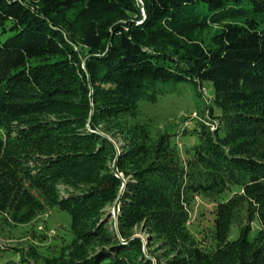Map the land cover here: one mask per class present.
Here are the masks:
<instances>
[{
    "label": "trees",
    "instance_id": "16d2710c",
    "mask_svg": "<svg viewBox=\"0 0 264 264\" xmlns=\"http://www.w3.org/2000/svg\"><path fill=\"white\" fill-rule=\"evenodd\" d=\"M8 20L0 217L29 225L57 208L72 238L50 250L35 229L28 249L8 247L16 261L0 246V264H264V0H0ZM184 80L199 98L214 87L197 144L119 126ZM197 197L215 205L201 244ZM139 226L163 253L145 251Z\"/></svg>",
    "mask_w": 264,
    "mask_h": 264
},
{
    "label": "rangeland",
    "instance_id": "374dc122",
    "mask_svg": "<svg viewBox=\"0 0 264 264\" xmlns=\"http://www.w3.org/2000/svg\"><path fill=\"white\" fill-rule=\"evenodd\" d=\"M12 25L13 23L11 20L6 21L5 29L0 24L1 40H6L14 33V31L11 30ZM162 86L167 91L161 95L157 102L141 101L139 103L140 112L136 118H119L118 123L119 126L124 128L134 126L136 123L146 124L154 136L164 132L173 134L180 145V149L183 151L185 148H189L199 141L197 134L191 132L196 127L197 119H202L198 105H203L204 101L208 103L214 94L213 83L211 81L203 82L204 88L202 89V98L197 96V88L195 85L187 80L166 82L163 83ZM206 115L209 117L208 113ZM109 135L118 144L121 143L123 139L121 136L115 137L113 131L110 132ZM116 135L121 134L116 133ZM214 207L215 205L211 201L204 200L201 197H197L192 205L189 229L192 234L199 239L200 244L205 243L209 238L211 241L214 220L212 211ZM109 210L114 215V210ZM246 222L247 220L244 219L243 224L245 225ZM71 223V215L57 208L48 209L46 212L39 214L35 221L29 225L6 224L0 217V246L6 249L4 252H1L3 261L9 262L12 259L15 261L17 260L16 255L12 254L13 252H8V247L28 249L31 243L34 244L32 233L35 229L40 230L44 235L48 236V240L45 244H50V250H55V245L57 244L60 245L59 247L63 246V244L68 241H62L61 238H72L70 230ZM238 229L237 227L232 229L230 235L231 239L239 235ZM134 235L144 241L146 252L152 250L155 255L163 253L160 242L151 241L142 226L135 228ZM35 243L38 242L36 241ZM59 247H57V249H59ZM39 250L41 251L40 248ZM12 251L14 250L12 249ZM7 253L8 256H6ZM33 262L35 264H44L42 260H33Z\"/></svg>",
    "mask_w": 264,
    "mask_h": 264
}]
</instances>
